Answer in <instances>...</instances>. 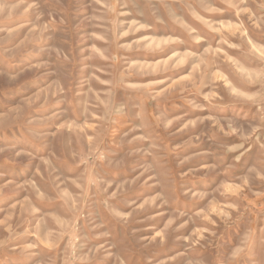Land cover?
I'll use <instances>...</instances> for the list:
<instances>
[{
	"label": "rangeland",
	"instance_id": "rangeland-1",
	"mask_svg": "<svg viewBox=\"0 0 264 264\" xmlns=\"http://www.w3.org/2000/svg\"><path fill=\"white\" fill-rule=\"evenodd\" d=\"M0 264H264V0H0Z\"/></svg>",
	"mask_w": 264,
	"mask_h": 264
}]
</instances>
